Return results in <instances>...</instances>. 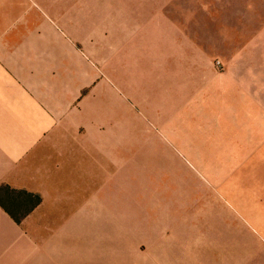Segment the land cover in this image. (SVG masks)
Wrapping results in <instances>:
<instances>
[{"label": "rangeland", "instance_id": "1", "mask_svg": "<svg viewBox=\"0 0 264 264\" xmlns=\"http://www.w3.org/2000/svg\"><path fill=\"white\" fill-rule=\"evenodd\" d=\"M102 3L0 0V14ZM139 23L123 48L72 23L101 67L102 156L97 175L81 178V200L43 209L27 228L39 234L35 259L17 264H264V66L225 64L217 47L208 63H179L181 50Z\"/></svg>", "mask_w": 264, "mask_h": 264}, {"label": "crops", "instance_id": "2", "mask_svg": "<svg viewBox=\"0 0 264 264\" xmlns=\"http://www.w3.org/2000/svg\"><path fill=\"white\" fill-rule=\"evenodd\" d=\"M127 1V8L120 0H102L95 9L84 4L77 14L64 8L28 9L25 19L22 10L0 14V187L41 198L20 224L0 208V264H17L22 255L31 263L39 234L27 228L43 209L81 200V178L97 175L102 139L93 122L102 113V72L76 43L72 23L94 33L95 42L123 48L143 20L148 31L157 29L160 47L181 50L179 63L188 62L178 55L208 63L217 47L225 64L253 57L264 66V0Z\"/></svg>", "mask_w": 264, "mask_h": 264}, {"label": "trees", "instance_id": "3", "mask_svg": "<svg viewBox=\"0 0 264 264\" xmlns=\"http://www.w3.org/2000/svg\"><path fill=\"white\" fill-rule=\"evenodd\" d=\"M41 204V198L26 191L13 190L8 186L0 187V208L20 224Z\"/></svg>", "mask_w": 264, "mask_h": 264}]
</instances>
